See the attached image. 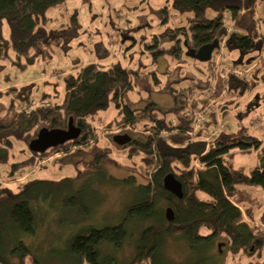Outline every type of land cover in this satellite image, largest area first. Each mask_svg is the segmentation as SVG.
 Here are the masks:
<instances>
[{
  "label": "trees",
  "instance_id": "trees-1",
  "mask_svg": "<svg viewBox=\"0 0 264 264\" xmlns=\"http://www.w3.org/2000/svg\"><path fill=\"white\" fill-rule=\"evenodd\" d=\"M66 1L0 0V71L4 68L2 63L8 59L25 70L40 59L52 57L53 47L59 45L60 40L53 38L48 29L46 14ZM167 3L170 7L162 9L164 22L169 20L168 8L190 14V17L187 26L169 28L162 37H155L156 50L152 51L155 63L168 54L179 64L185 56L200 62L195 55L201 47L213 43L221 47L224 40L229 50L238 53L239 59L262 52L264 20L258 18V12L264 0H167ZM226 18H230L236 28L230 34ZM4 23L9 30L8 40L3 37ZM163 40L169 43L165 48L158 46ZM95 49L100 58L108 56L104 44H96ZM262 63L248 77L230 76L226 85L227 99L243 98L264 83ZM202 64L207 71H212L216 65L213 58ZM146 75L158 80L155 72ZM141 79L140 70L120 63L108 68L91 63L65 78L66 91L59 105L21 110L17 92L5 113H0V165L9 166L8 181L12 182L16 173L34 169L39 162L58 153L69 156L72 151L77 154L97 145L100 132L94 123L100 112L113 105L117 117L103 122L102 131L123 128L131 133L140 128L145 132V140L131 137V143L122 148L127 150L129 158L141 160L151 174L150 180L136 185L130 179L109 178L113 184L132 188L137 200L126 206L118 224L92 228L74 236L68 246L72 258L79 264H120L116 253L123 249L131 230L135 229L139 236L135 256L129 264H172L164 254L168 239L187 243L189 264H218L209 254L220 240L225 241L222 246L234 256L242 253L249 257L251 261L247 264H264V215L262 224H251L245 219V215L251 217L250 213H244L237 202L242 185L258 186L264 193V141L248 133L236 142H225L217 137L208 147L199 136L209 133V128L193 137L189 135L194 130V119L185 114L189 109L200 107L199 101L189 100L190 94L209 86L213 82L212 74L196 79L195 87L185 85L186 81L178 87H170L175 109L168 114L159 112L152 104L135 109L127 101L128 94ZM15 91L18 90L11 89ZM74 128L80 130L74 140L43 153L30 149L31 142L44 129ZM14 140L26 144L30 155L10 163ZM102 149L91 164L84 163L88 173L104 170L102 164L109 156L105 148ZM233 149L261 151V165L250 174L233 169L228 161ZM168 174H174L182 184L181 199L164 189L163 179ZM63 183L28 181L20 186L18 193L0 192V264H40L34 248L25 240L37 237L40 223L45 220L41 217V201L56 204L57 198L63 196V211L81 218L90 216L83 193L72 194L70 188L61 189ZM168 207L174 212L171 222L165 217Z\"/></svg>",
  "mask_w": 264,
  "mask_h": 264
},
{
  "label": "rangeland",
  "instance_id": "rangeland-1",
  "mask_svg": "<svg viewBox=\"0 0 264 264\" xmlns=\"http://www.w3.org/2000/svg\"><path fill=\"white\" fill-rule=\"evenodd\" d=\"M165 7H170L167 0H68L49 9L46 14L47 27L53 38L60 40V43L53 47L52 57L40 59L25 70L13 64L11 59L2 63L4 68L0 71V113H5V109L18 93L21 110H33L41 104L59 105L66 91L65 78L75 74L79 67L97 63L103 68H108L114 63H120L140 70L142 75L135 89L128 94L127 101L135 109H144L152 104L159 112L166 114L175 109L170 87H178L184 81L185 85L195 87L196 79L204 78L207 73L212 74L213 82L201 92L194 90L189 98L190 101L200 102V107L196 110L208 108V128L215 129L216 124L221 123L223 129L218 137L225 142H236L248 133L264 141V83L259 84L243 98L226 97L227 81L230 76L236 77L229 73L230 68L237 67L247 71V75L236 78L248 77L261 62L264 65V47L258 55H247L239 59L238 53L229 50L224 40L220 49L214 51L216 65L212 71H207L201 62L187 56L181 64L176 63L169 54L155 63L152 52L156 50L155 37H162L169 28L187 26L190 17V14H180L168 8L169 20L164 22L162 9ZM258 18L264 20V6L260 7ZM225 21L229 34L233 32L229 30L231 27L236 31L230 18ZM261 29L264 32L262 26ZM3 37L5 40L9 39L6 23L3 25ZM98 43L104 44L107 49L108 56L105 59L96 53L95 45ZM168 45L164 40L158 43L161 48ZM10 55L14 56L11 50ZM153 72L156 73L157 81L146 75ZM183 85L184 83L181 84ZM12 88L18 91L11 92ZM193 110L188 111L192 116L195 114ZM116 117L117 110L113 105L100 112L94 123L100 132L97 145L93 144L91 149L77 154L72 151L69 156H64L63 153L51 156L39 162L36 168L24 170L29 175L23 181L19 179L22 174L20 171L16 173L13 181L9 182V166L0 165V192L18 193L20 186L28 181L64 182L60 188H70L72 194L81 191L85 204L91 210L87 218L75 214L72 216L63 211V196L57 198L56 204L45 200L40 202L41 217L45 220L40 223L38 236L25 240L34 248L40 264H79L69 251L70 240L92 228H103L121 222L124 209L134 203L138 196L132 188L113 184L108 181L109 178L130 179L136 185L149 182L151 174L141 160L129 158L127 150L115 144L113 140L116 135L129 134L134 140L143 141L146 139L145 132L140 128L131 133L123 128L102 131V123L110 122ZM102 148H105L109 156L102 164L104 170L88 173L84 163L91 164ZM261 153L255 150L243 152L233 149L228 155V161L233 169L250 174L261 165ZM28 155L30 151L27 145L14 140L10 163L22 161ZM67 178L72 179L65 182ZM239 190L237 202L244 213L249 212L251 215H245V219L251 224H262L263 190L254 185H242ZM201 195L200 197L203 196ZM138 232L132 229L123 249L116 253L120 264H129L133 260ZM222 243L225 241H218L209 254L218 264H247L251 261L242 253L234 256L228 252L225 245L221 246L219 251L217 245ZM164 254L171 259L172 264H189L186 259L187 243L184 240L168 239Z\"/></svg>",
  "mask_w": 264,
  "mask_h": 264
},
{
  "label": "water",
  "instance_id": "water-1",
  "mask_svg": "<svg viewBox=\"0 0 264 264\" xmlns=\"http://www.w3.org/2000/svg\"><path fill=\"white\" fill-rule=\"evenodd\" d=\"M219 48L218 43L208 44L201 47L198 53L195 55L202 63H207L212 60L213 52L215 49ZM80 134L79 129H69V130H42L37 139L31 142L30 149L37 153H43L50 148L57 147L65 144L68 141L74 140ZM115 144L119 146H126L131 143L132 138L128 134L116 135L114 136ZM163 187L166 191L170 192L177 198L181 199L183 197V187L179 180L174 174H168L163 179ZM166 219L171 222L174 219V212L172 208L168 207L165 210ZM222 244L218 247L221 249Z\"/></svg>",
  "mask_w": 264,
  "mask_h": 264
},
{
  "label": "built area",
  "instance_id": "built-area-1",
  "mask_svg": "<svg viewBox=\"0 0 264 264\" xmlns=\"http://www.w3.org/2000/svg\"><path fill=\"white\" fill-rule=\"evenodd\" d=\"M229 30L234 31L233 27H231ZM218 49H220V47ZM214 55H215V53H213V56ZM213 56H212V58L214 59ZM229 73L233 74L236 77L247 75V71L241 70L240 68H237V67L230 68V72ZM48 106H49L48 104H41L40 107H48ZM30 107L32 108L33 105H31ZM194 110H193L194 112L191 111V112L195 113L193 116L191 115L193 117V119H194V130L189 133V135L191 137H193L194 134H197L200 131H207L208 130V125H209V122H210L209 121V117H208V113H207L208 108H204L202 110H196V109H194ZM188 111H190V110H188ZM185 115L190 116V112L186 113ZM210 129H209V133H207V134L202 133L199 136V139L201 141H204L207 144L208 147H209V144L211 143V141L219 136L221 130L223 129V125H221V123H217L215 129H213V128H210ZM21 173L22 174H21V177L19 179H20V181H23L29 175V173L26 172V171H22Z\"/></svg>",
  "mask_w": 264,
  "mask_h": 264
},
{
  "label": "bare ground",
  "instance_id": "bare-ground-1",
  "mask_svg": "<svg viewBox=\"0 0 264 264\" xmlns=\"http://www.w3.org/2000/svg\"><path fill=\"white\" fill-rule=\"evenodd\" d=\"M214 53V52H213Z\"/></svg>",
  "mask_w": 264,
  "mask_h": 264
}]
</instances>
